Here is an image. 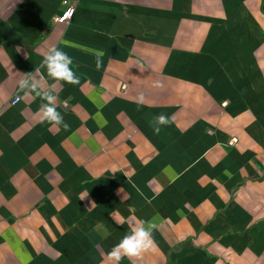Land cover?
<instances>
[{"label":"crops","instance_id":"obj_1","mask_svg":"<svg viewBox=\"0 0 264 264\" xmlns=\"http://www.w3.org/2000/svg\"><path fill=\"white\" fill-rule=\"evenodd\" d=\"M52 46L67 131L18 89ZM141 220L135 264H264V0H0V264H108Z\"/></svg>","mask_w":264,"mask_h":264},{"label":"clouds","instance_id":"obj_2","mask_svg":"<svg viewBox=\"0 0 264 264\" xmlns=\"http://www.w3.org/2000/svg\"><path fill=\"white\" fill-rule=\"evenodd\" d=\"M72 65V57L63 50V47L52 46L44 54L40 65L35 67L33 72L25 73L18 81V89L19 92L23 93V96H34L41 101L36 112L39 122L47 123L52 127L62 126L65 131L69 130L70 125L57 111L55 84L57 82L72 85L79 83V77ZM101 66V62L97 58L96 68L99 70ZM41 69L46 71L47 79ZM137 100L143 103V94H140ZM154 123L156 126L153 131L158 135L161 131L160 126L170 124L171 120L168 116L159 114L154 117ZM155 227L154 223L143 220L133 224L129 231L107 253L108 264H121L125 258L135 264V261L141 260L146 253L155 251L157 247L153 236Z\"/></svg>","mask_w":264,"mask_h":264},{"label":"built area","instance_id":"obj_3","mask_svg":"<svg viewBox=\"0 0 264 264\" xmlns=\"http://www.w3.org/2000/svg\"><path fill=\"white\" fill-rule=\"evenodd\" d=\"M65 9L63 10V12L59 15L54 17L51 20V23L53 24H68L71 19L73 18L74 12H75V6L73 4H68L66 2H64ZM20 101V98L18 96H15L12 98L11 100V104L15 105ZM62 106L66 107V103H62ZM235 141V139L230 140L229 144H233Z\"/></svg>","mask_w":264,"mask_h":264},{"label":"rangeland","instance_id":"obj_4","mask_svg":"<svg viewBox=\"0 0 264 264\" xmlns=\"http://www.w3.org/2000/svg\"><path fill=\"white\" fill-rule=\"evenodd\" d=\"M207 5L209 6V4H207ZM204 6H206V4Z\"/></svg>","mask_w":264,"mask_h":264}]
</instances>
